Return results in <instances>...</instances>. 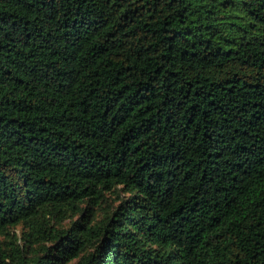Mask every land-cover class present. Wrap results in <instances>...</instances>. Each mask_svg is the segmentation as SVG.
<instances>
[{"label":"trees","instance_id":"16d2710c","mask_svg":"<svg viewBox=\"0 0 264 264\" xmlns=\"http://www.w3.org/2000/svg\"><path fill=\"white\" fill-rule=\"evenodd\" d=\"M0 264H264V0H0Z\"/></svg>","mask_w":264,"mask_h":264}]
</instances>
